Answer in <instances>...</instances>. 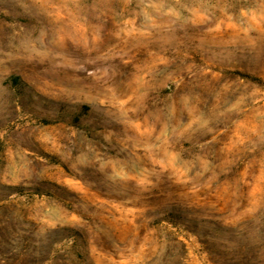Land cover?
Returning <instances> with one entry per match:
<instances>
[{"label":"rangeland","instance_id":"obj_1","mask_svg":"<svg viewBox=\"0 0 264 264\" xmlns=\"http://www.w3.org/2000/svg\"><path fill=\"white\" fill-rule=\"evenodd\" d=\"M0 264H264V0H0Z\"/></svg>","mask_w":264,"mask_h":264}]
</instances>
